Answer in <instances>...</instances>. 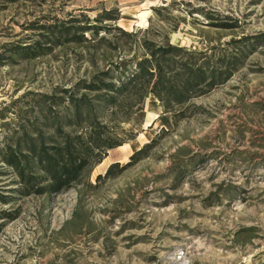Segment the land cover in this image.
<instances>
[{
	"label": "rangeland",
	"instance_id": "374dc122",
	"mask_svg": "<svg viewBox=\"0 0 264 264\" xmlns=\"http://www.w3.org/2000/svg\"><path fill=\"white\" fill-rule=\"evenodd\" d=\"M103 14L115 20L95 22ZM67 22L132 36L98 27L86 42L39 38ZM145 43L183 48L178 65H237L167 113L149 93L117 127L124 144L68 190L19 195L0 163V264H264V0H0V152L42 121L43 97L100 72L115 84L133 75Z\"/></svg>",
	"mask_w": 264,
	"mask_h": 264
},
{
	"label": "trees",
	"instance_id": "16d2710c",
	"mask_svg": "<svg viewBox=\"0 0 264 264\" xmlns=\"http://www.w3.org/2000/svg\"><path fill=\"white\" fill-rule=\"evenodd\" d=\"M102 20L115 19L103 14L95 22ZM72 23L42 26L45 34H39V38H53L58 46L71 41L86 42L90 40L85 33L90 31L92 37H96L98 27L105 32L114 30L123 36H132L116 27L77 28ZM41 44H44L41 40L34 41L23 51L35 53ZM144 46L148 57L135 64L133 75L115 84L114 81H107L110 80L108 71L100 72L89 84L80 82L70 90H61V98L43 97L49 104H42L47 108V112L41 114L42 121L35 119L29 130L21 127L19 135L15 133L14 137L6 138L0 152V163L17 179L19 195L52 196L82 184L108 151L124 144L123 139L117 136V127L121 121H129V114L139 115L149 93L161 102L167 113L176 106L186 104L194 96L204 95L224 83L237 65L235 59L233 70L228 68L217 72L210 70L207 63L178 65L172 56L185 51L183 48L170 44L157 49L149 43ZM170 68L175 73L172 80L164 75L165 70ZM150 86L151 91L147 92ZM58 100L65 108L61 113L54 114L52 107ZM117 165L109 167L105 178Z\"/></svg>",
	"mask_w": 264,
	"mask_h": 264
},
{
	"label": "bare ground",
	"instance_id": "6f19581e",
	"mask_svg": "<svg viewBox=\"0 0 264 264\" xmlns=\"http://www.w3.org/2000/svg\"><path fill=\"white\" fill-rule=\"evenodd\" d=\"M147 13H141L140 14V24H146V21H145V16H146ZM138 17V16H137Z\"/></svg>",
	"mask_w": 264,
	"mask_h": 264
}]
</instances>
